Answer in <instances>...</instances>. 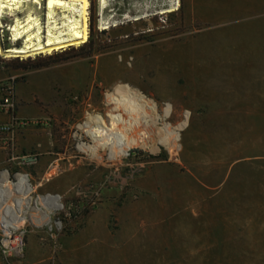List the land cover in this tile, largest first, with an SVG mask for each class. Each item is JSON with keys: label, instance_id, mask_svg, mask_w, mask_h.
I'll list each match as a JSON object with an SVG mask.
<instances>
[{"label": "rangeland", "instance_id": "rangeland-1", "mask_svg": "<svg viewBox=\"0 0 264 264\" xmlns=\"http://www.w3.org/2000/svg\"><path fill=\"white\" fill-rule=\"evenodd\" d=\"M87 1L86 41L48 55L7 56L6 48L22 44L12 41L7 27L25 11L1 17L0 98L11 92L13 113L35 107L37 116L27 122L45 142L29 154L35 164L5 162L0 174L7 172L11 181L26 175L32 200L58 195L61 208L51 215V227L27 218L10 237L1 227L0 264H57L61 244L87 216L89 264H118V245L137 237L158 264H241L239 253L183 251L181 240L182 223L209 214L189 200L229 195V188L213 187L232 159L231 124L222 116L231 109L216 107L223 78L215 59L224 44L229 51L242 50L236 29L244 22H234L222 41V26L205 21L208 0H107L102 10L98 0ZM37 12L43 22L44 10ZM116 85L154 102L162 130L155 152L132 147L113 160L108 148L99 147L96 158L80 149L94 142L78 126L88 115L107 125L111 105L105 96ZM151 224L162 237L150 248ZM167 230L175 236L173 245L161 241ZM10 239L15 246L7 245Z\"/></svg>", "mask_w": 264, "mask_h": 264}, {"label": "crops", "instance_id": "crops-1", "mask_svg": "<svg viewBox=\"0 0 264 264\" xmlns=\"http://www.w3.org/2000/svg\"><path fill=\"white\" fill-rule=\"evenodd\" d=\"M208 1L205 21L222 26V41L233 31L234 22H244L236 29L242 50L229 51L224 44L215 59V68L223 78L216 107L231 109L228 113L222 112V116L229 117L223 120L225 124H231L232 159L213 187L219 188V192L229 188V195L198 196L196 202H187L197 204L209 214L182 223L181 244L185 247L182 250L230 251L239 253L237 259L241 264H264V0ZM35 116L37 109L31 105L18 107L14 113L0 109V124L12 118L20 123L14 133L16 157L34 154L44 146L45 141L33 134L27 122ZM6 138V134L0 135V167L10 161V153L4 146ZM158 231L151 224L150 248L162 237ZM164 236L161 241L174 244L173 232L167 230ZM118 255V264H158L157 257L152 258V250L141 237L134 238L133 243L119 244ZM57 262L89 264V216L61 244Z\"/></svg>", "mask_w": 264, "mask_h": 264}, {"label": "bare ground", "instance_id": "bare-ground-1", "mask_svg": "<svg viewBox=\"0 0 264 264\" xmlns=\"http://www.w3.org/2000/svg\"><path fill=\"white\" fill-rule=\"evenodd\" d=\"M98 2L100 10L104 9L107 0ZM20 8L25 11L24 17L14 18L7 30L11 32L13 42L21 41L22 44L6 48L4 52L9 57H28L35 53L48 55L69 46H79L87 39V0H0V25L3 15H10ZM40 9L44 10L43 22L37 14ZM105 97L111 105L107 125L100 117L88 115L84 125L78 127L92 139L94 146L83 144L80 149L96 158L99 147L108 148L113 160L125 155L132 147L155 152L162 130L157 123L154 102L128 85H116ZM169 112L170 106L166 105L164 114L167 116ZM187 114L179 129L186 125ZM145 122L149 123L147 127H144ZM31 190L24 175L16 174L11 181L7 172H1L0 228L9 237L27 218L35 226H50L51 215L61 208V204L48 195L32 200ZM9 244L15 246V239H10Z\"/></svg>", "mask_w": 264, "mask_h": 264}, {"label": "built area", "instance_id": "built-area-1", "mask_svg": "<svg viewBox=\"0 0 264 264\" xmlns=\"http://www.w3.org/2000/svg\"><path fill=\"white\" fill-rule=\"evenodd\" d=\"M10 91L7 93V95H5L4 97L0 98V109L4 110L6 112H13L14 110V105L12 102V98L10 95ZM19 122L16 121L15 118H12V120H10L8 123L5 124H0V135L6 134L7 138L5 139V143L4 146L6 147V149L9 151L10 156H9V160L10 161H16L18 162V164L20 165H32L35 164L36 162V157L33 155H22L20 157H16L13 155V149L15 148V144H14V133H15V129L17 126H19ZM8 246L11 247V244H7ZM9 247V249H11ZM6 250L7 246L4 247Z\"/></svg>", "mask_w": 264, "mask_h": 264}, {"label": "water", "instance_id": "water-1", "mask_svg": "<svg viewBox=\"0 0 264 264\" xmlns=\"http://www.w3.org/2000/svg\"><path fill=\"white\" fill-rule=\"evenodd\" d=\"M24 177L27 179L26 175H24ZM48 197L51 198V199L57 200V201H59V199H60V197L58 195L48 194Z\"/></svg>", "mask_w": 264, "mask_h": 264}]
</instances>
